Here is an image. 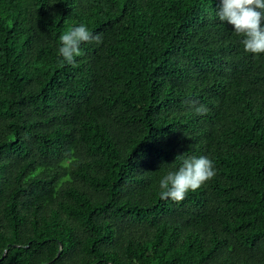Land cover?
<instances>
[{
  "label": "trees",
  "instance_id": "16d2710c",
  "mask_svg": "<svg viewBox=\"0 0 264 264\" xmlns=\"http://www.w3.org/2000/svg\"><path fill=\"white\" fill-rule=\"evenodd\" d=\"M219 5L0 0V264H264V54ZM81 23L102 43L61 64Z\"/></svg>",
  "mask_w": 264,
  "mask_h": 264
},
{
  "label": "clouds",
  "instance_id": "9594fccd",
  "mask_svg": "<svg viewBox=\"0 0 264 264\" xmlns=\"http://www.w3.org/2000/svg\"><path fill=\"white\" fill-rule=\"evenodd\" d=\"M216 15L221 22L231 25L237 36L243 38L241 42L246 53L254 56L264 54V0H220ZM59 41L60 63L74 64V57L81 55V44L92 41L100 44L102 37L99 34L93 35L88 27L81 23L61 34ZM189 103L193 104L197 115L208 111L203 105L196 107L194 102ZM215 175L213 161L209 158H185L177 171H170L160 179V198L179 203L189 192L197 191Z\"/></svg>",
  "mask_w": 264,
  "mask_h": 264
}]
</instances>
